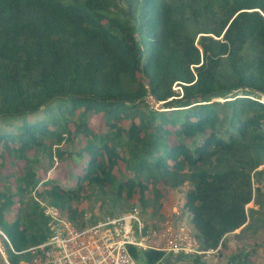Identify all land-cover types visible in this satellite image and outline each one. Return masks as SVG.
Returning a JSON list of instances; mask_svg holds the SVG:
<instances>
[{
	"label": "trees",
	"instance_id": "1",
	"mask_svg": "<svg viewBox=\"0 0 264 264\" xmlns=\"http://www.w3.org/2000/svg\"><path fill=\"white\" fill-rule=\"evenodd\" d=\"M263 96L264 0H0L1 229L22 251L48 236L38 199L76 221L88 194L116 205L188 183L182 208L201 249L215 250L254 201ZM76 139L73 184L38 186V160H62Z\"/></svg>",
	"mask_w": 264,
	"mask_h": 264
},
{
	"label": "rangeland",
	"instance_id": "2",
	"mask_svg": "<svg viewBox=\"0 0 264 264\" xmlns=\"http://www.w3.org/2000/svg\"><path fill=\"white\" fill-rule=\"evenodd\" d=\"M64 1L81 2L82 0ZM106 15L112 17L116 16L117 13H113V11L111 13L106 12ZM172 88L175 93L181 95V90L177 85L174 84ZM260 101L264 102V96L260 97ZM147 102L150 107L161 110L159 108L160 103H156L152 99H147ZM88 123L95 131L104 129L99 114H92ZM83 145L81 139H76L73 144L65 143L61 145V148L67 153H71V155H65L62 160L54 158L51 165L45 158L39 159L34 165L37 178L40 180L38 186L51 182L62 187H70L73 184L74 174L80 173V163L84 161L78 154ZM32 154V152H28L30 158L33 157ZM257 171H264V164L252 173L254 201L246 206L247 221L245 226L225 235L215 250H204L205 252L201 254L180 257L183 262L178 264H234L235 261L232 260V257L239 253L247 256L239 259L241 264H264V172L260 174L257 180ZM188 188V183L176 188H160L156 195L154 191L148 189L142 199L138 198L137 194L131 198H126L125 194H122L116 205H113L110 200L104 201L100 193L94 192L86 195V198L78 204L76 221L91 222L105 215L128 212L136 207L144 225H150L156 235L164 230L165 225H169L173 229L175 226H183V228L190 229L191 233L195 235V230L190 224V215L182 208L183 199ZM38 202L44 211L50 207L44 199H38ZM16 212L17 205H14L9 211L8 219H11ZM61 216L65 218V215ZM142 254L141 252V257ZM173 261V256L166 255L164 260L156 264H172ZM0 264H5L1 258ZM136 264H144V262L139 258L136 260Z\"/></svg>",
	"mask_w": 264,
	"mask_h": 264
},
{
	"label": "built area",
	"instance_id": "3",
	"mask_svg": "<svg viewBox=\"0 0 264 264\" xmlns=\"http://www.w3.org/2000/svg\"><path fill=\"white\" fill-rule=\"evenodd\" d=\"M49 217L47 238L36 245L16 251L0 227V258L5 264H136L141 252L158 251L166 255L189 257L205 251L188 228L165 225L156 235L145 226L139 211L105 215L94 221L63 218L52 207L44 211ZM10 256H21L16 262Z\"/></svg>",
	"mask_w": 264,
	"mask_h": 264
},
{
	"label": "crops",
	"instance_id": "4",
	"mask_svg": "<svg viewBox=\"0 0 264 264\" xmlns=\"http://www.w3.org/2000/svg\"><path fill=\"white\" fill-rule=\"evenodd\" d=\"M177 258H174V261L172 264H178V263H181L183 262V260H181L182 258H180V260H176Z\"/></svg>",
	"mask_w": 264,
	"mask_h": 264
},
{
	"label": "water",
	"instance_id": "5",
	"mask_svg": "<svg viewBox=\"0 0 264 264\" xmlns=\"http://www.w3.org/2000/svg\"><path fill=\"white\" fill-rule=\"evenodd\" d=\"M161 104V103H160Z\"/></svg>",
	"mask_w": 264,
	"mask_h": 264
}]
</instances>
